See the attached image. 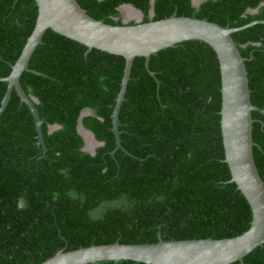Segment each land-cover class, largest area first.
<instances>
[{
	"label": "trees",
	"instance_id": "1",
	"mask_svg": "<svg viewBox=\"0 0 264 264\" xmlns=\"http://www.w3.org/2000/svg\"><path fill=\"white\" fill-rule=\"evenodd\" d=\"M94 19L120 25L117 7L131 4L142 22L177 16L240 27L264 19V0H76ZM263 4V5H261ZM258 7L257 13L248 9ZM34 0H0V77L9 75L32 32ZM129 22L128 24H132ZM245 61L251 103L264 110V24L232 34ZM86 47L48 29L20 83L38 99L47 151L37 146L32 115L15 91L0 115V264H40L56 252L91 244L223 239L245 232L252 219L244 196L230 182L220 129V72L204 46L184 43L133 61L118 121L111 112L124 59ZM7 84L0 82V104ZM103 146L82 151L77 121ZM253 157L264 182V114L252 112ZM60 129L51 133L48 126ZM118 166V167H117ZM94 264H143L128 260ZM232 264H240L234 262ZM243 264H264V245Z\"/></svg>",
	"mask_w": 264,
	"mask_h": 264
},
{
	"label": "water",
	"instance_id": "2",
	"mask_svg": "<svg viewBox=\"0 0 264 264\" xmlns=\"http://www.w3.org/2000/svg\"><path fill=\"white\" fill-rule=\"evenodd\" d=\"M34 1L37 5L34 28L15 63H9L11 69L9 75L0 77V82L7 84L0 104V115L5 110L12 91H15L20 105L25 104L30 110L36 130L37 146L44 153L47 151L41 128L43 120L40 119L36 107L38 99L25 93L20 77L24 72L46 76L44 73L29 69V61L37 46L41 44L43 35L50 29L84 45L85 54L96 49L123 57V75L110 115L111 131L115 141V147L110 155L114 158V154L121 150L125 155L138 159L123 148L118 130L119 111L125 100L134 59L144 58L145 69L155 79L154 72L149 70L152 54L188 42L207 47L217 57L219 65L220 129L224 162L231 175L230 182L234 183L244 196L252 213L248 229L230 238L163 241L158 237L155 243L122 244L116 241L111 244H91L70 251L62 249L40 264H94L100 261L123 260L143 264H232L234 262L243 264L244 257L264 245V182L253 157V147L259 148V146L252 137L254 122L252 112L259 111L264 114V110L251 103L245 65L247 59L241 56L232 34L255 24H264V19L233 28L228 25L220 26L206 19L177 16L176 13L160 20L142 22L143 14L140 10L131 4H121L117 7V11H122L125 6L130 7L136 12V21L134 20L132 24L122 22L120 25H113L89 16L76 0ZM203 1L205 0H191V3L192 6L197 7ZM149 3L150 16H152L154 0H149ZM257 10L258 7L248 9L246 12L255 14ZM155 81L158 90V81L156 79ZM90 115H94L90 109H84L80 113L77 133L84 143L82 151L94 156L96 148L103 146V142L97 141L94 134L82 125V119ZM57 129H60V125L48 126L49 133Z\"/></svg>",
	"mask_w": 264,
	"mask_h": 264
},
{
	"label": "bare ground",
	"instance_id": "3",
	"mask_svg": "<svg viewBox=\"0 0 264 264\" xmlns=\"http://www.w3.org/2000/svg\"><path fill=\"white\" fill-rule=\"evenodd\" d=\"M121 10L124 12V14H126L125 18L132 19L136 16V12L128 6L123 7ZM89 144H90V141L88 142V145Z\"/></svg>",
	"mask_w": 264,
	"mask_h": 264
},
{
	"label": "rangeland",
	"instance_id": "4",
	"mask_svg": "<svg viewBox=\"0 0 264 264\" xmlns=\"http://www.w3.org/2000/svg\"><path fill=\"white\" fill-rule=\"evenodd\" d=\"M119 13H121V20L123 21V22H126V23H129L130 21H136V17L135 18H132V19H129V18H125V16H126V14H124V12L123 11H119Z\"/></svg>",
	"mask_w": 264,
	"mask_h": 264
},
{
	"label": "flooded vegetation",
	"instance_id": "5",
	"mask_svg": "<svg viewBox=\"0 0 264 264\" xmlns=\"http://www.w3.org/2000/svg\"><path fill=\"white\" fill-rule=\"evenodd\" d=\"M119 14H120V17H122V16H121V13H119ZM142 19H143V18H142ZM122 22H123V21L121 20V23H122ZM130 22H134V21H130Z\"/></svg>",
	"mask_w": 264,
	"mask_h": 264
}]
</instances>
